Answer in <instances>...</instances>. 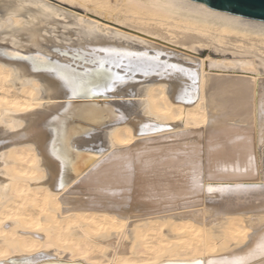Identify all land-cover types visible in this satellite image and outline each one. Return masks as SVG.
<instances>
[{"label":"bare ground","instance_id":"obj_1","mask_svg":"<svg viewBox=\"0 0 264 264\" xmlns=\"http://www.w3.org/2000/svg\"><path fill=\"white\" fill-rule=\"evenodd\" d=\"M36 54L100 94L73 97ZM261 242L264 23L185 0H0V261L208 264Z\"/></svg>","mask_w":264,"mask_h":264},{"label":"snow or ice","instance_id":"obj_2","mask_svg":"<svg viewBox=\"0 0 264 264\" xmlns=\"http://www.w3.org/2000/svg\"><path fill=\"white\" fill-rule=\"evenodd\" d=\"M8 55L20 56V53H6ZM127 56H133L134 53H125ZM23 59H32L34 62H40L45 65L46 71L56 72L57 78L63 82V84L71 91L73 97H84L88 98L91 96L99 95V85H96L95 82L90 78L88 72H77L76 69L70 65H61L55 62H50L48 58L36 54L35 56L28 57L25 56ZM115 61L102 60L100 61V66L103 67L107 63H114ZM170 67H176L175 65H170ZM130 70L133 66L129 65ZM33 70H36L35 66ZM182 71V69H181ZM118 79H123L122 77H117ZM114 82V81H113ZM193 83H196L195 74H193ZM105 90H111L110 86L106 87ZM70 107V105H69ZM65 112H68V107H65ZM61 142L65 145L68 144L66 136L61 137ZM67 150V149H66ZM63 163V160H62ZM63 186V185H61ZM257 187V186H251ZM214 189L209 187L208 191L212 192ZM222 191L223 189H216ZM258 257H264V242L256 245L255 248L248 251L244 256H236L232 259H223V260H210L208 264H247V261L256 259ZM0 264H15L14 261H0ZM194 264H204L203 261H196Z\"/></svg>","mask_w":264,"mask_h":264},{"label":"water","instance_id":"obj_3","mask_svg":"<svg viewBox=\"0 0 264 264\" xmlns=\"http://www.w3.org/2000/svg\"><path fill=\"white\" fill-rule=\"evenodd\" d=\"M225 14L264 23V0H185Z\"/></svg>","mask_w":264,"mask_h":264},{"label":"rangeland","instance_id":"obj_4","mask_svg":"<svg viewBox=\"0 0 264 264\" xmlns=\"http://www.w3.org/2000/svg\"><path fill=\"white\" fill-rule=\"evenodd\" d=\"M51 1H53V0H51ZM54 1L58 2V0H54Z\"/></svg>","mask_w":264,"mask_h":264}]
</instances>
